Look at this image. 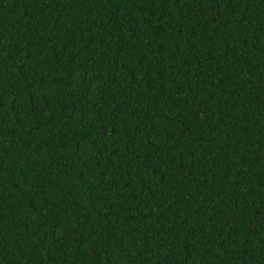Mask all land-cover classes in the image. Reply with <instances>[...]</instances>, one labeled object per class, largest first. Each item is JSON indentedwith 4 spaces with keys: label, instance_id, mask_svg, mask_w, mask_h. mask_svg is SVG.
I'll return each mask as SVG.
<instances>
[{
    "label": "trees",
    "instance_id": "1",
    "mask_svg": "<svg viewBox=\"0 0 264 264\" xmlns=\"http://www.w3.org/2000/svg\"><path fill=\"white\" fill-rule=\"evenodd\" d=\"M0 264H264V0H0Z\"/></svg>",
    "mask_w": 264,
    "mask_h": 264
}]
</instances>
